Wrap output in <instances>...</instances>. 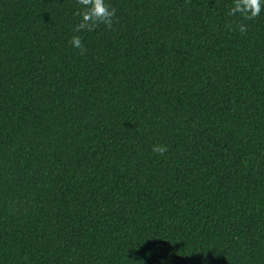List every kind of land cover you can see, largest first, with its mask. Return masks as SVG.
<instances>
[{
  "label": "trees",
  "instance_id": "trees-1",
  "mask_svg": "<svg viewBox=\"0 0 264 264\" xmlns=\"http://www.w3.org/2000/svg\"><path fill=\"white\" fill-rule=\"evenodd\" d=\"M106 3L0 0V264H264V11Z\"/></svg>",
  "mask_w": 264,
  "mask_h": 264
},
{
  "label": "clouds",
  "instance_id": "clouds-1",
  "mask_svg": "<svg viewBox=\"0 0 264 264\" xmlns=\"http://www.w3.org/2000/svg\"><path fill=\"white\" fill-rule=\"evenodd\" d=\"M76 3L81 7L74 13L80 18L73 29L75 33L93 31L100 25L112 28L116 10L106 3V0H76ZM262 11H264V0H233V5L227 15L235 17L238 14L242 21L254 20L260 16ZM242 21L236 24V28L241 34L247 32V25ZM68 43L78 49L80 55H84L87 51L79 35H73ZM151 150L153 153L163 156L168 151V147L164 144H155Z\"/></svg>",
  "mask_w": 264,
  "mask_h": 264
}]
</instances>
